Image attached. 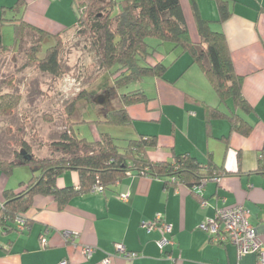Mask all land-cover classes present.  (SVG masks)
<instances>
[{"label":"crops","instance_id":"crops-1","mask_svg":"<svg viewBox=\"0 0 264 264\" xmlns=\"http://www.w3.org/2000/svg\"><path fill=\"white\" fill-rule=\"evenodd\" d=\"M181 3L188 27L189 21L192 32L197 33L189 1L181 0ZM17 4L21 8L16 14L18 17L22 16L25 22L50 33L65 36L76 27L77 16L71 0H0V16L4 9ZM187 10H190V17ZM199 11L203 18L212 21L213 30L225 33L235 69L243 78V94L255 107L253 113L243 116L256 125L248 136L233 133L226 143L221 138L230 133L229 122L214 120L210 137L221 146L201 145L194 138L191 142L184 139L181 142L177 137L181 128L185 127L188 136L193 127L199 133L203 131V113L199 109V112L188 110L186 95L168 91L169 81L165 76L150 77L151 86L155 85L166 99L182 106L177 107L181 124L176 131L151 133L159 140V147L151 153L154 159H165L170 158L171 152H188L203 163L210 154L215 164L223 166L228 173L195 187L196 195L184 184L168 188L162 178L147 175H129L104 192L90 191L74 197L63 209L58 208L51 196L37 195L24 212L25 218L31 221L29 230L18 233L0 229V264H60L64 259L70 264H103L107 255L116 253L117 243L139 255L133 259L116 256L111 264L257 263V253L239 255L231 243L210 242L201 224L214 218L218 206L243 204L249 210V221L257 228L264 245V175L254 172L264 142V0H237L233 15L223 23L217 21L219 15L214 0H199ZM7 25L15 36V28L10 24L5 27ZM5 27L0 30V45H4V36L8 35L6 31L5 34L2 32ZM193 40L199 41V38ZM162 82L167 93L162 91ZM159 109L160 114L152 118L153 121L163 117V111ZM167 114L171 116L169 112ZM184 117L185 125L182 126ZM132 118L135 124V118ZM173 123L175 128L176 120ZM17 168L21 166L16 167L10 176L0 170V207L5 189L19 191L21 183L31 177V169H25L27 171H18L16 180L13 176ZM78 184L79 173L75 170H67L57 177L59 187ZM122 193L130 194L128 201L119 198ZM202 201L206 205L202 206ZM157 213L164 215L173 227L175 243L166 246L165 253L157 244L161 231L148 232L142 227L143 222L153 220ZM68 234L74 235L76 246L67 241ZM41 236L48 240L47 246H42ZM82 245L96 247L91 258L82 254Z\"/></svg>","mask_w":264,"mask_h":264},{"label":"trees","instance_id":"trees-1","mask_svg":"<svg viewBox=\"0 0 264 264\" xmlns=\"http://www.w3.org/2000/svg\"><path fill=\"white\" fill-rule=\"evenodd\" d=\"M188 1L195 18L199 41H194L190 36L181 0H124L117 12H114L116 0H88V3L71 0V4L78 14V36L86 37L96 50L103 74L108 76L107 80L113 78L112 83L107 85L110 95L112 89H120L143 80L144 77L164 78L168 65L161 59H152L159 53V46L169 42L174 48L190 54L192 62L200 66L220 102L228 109L226 112L220 106H212L186 95V101L203 108L206 135L211 136L214 120L226 119L230 125V133L221 138L223 141L228 143L233 133L248 136L256 122H250L243 114L253 113L255 107L243 94V78L235 69L226 35L222 31L213 30L212 21L201 16L199 0ZM214 1L219 15L217 21L223 23L233 15V6L237 0ZM18 4L21 5V2ZM18 4L2 11L0 30L5 24L12 25L15 28V42L26 33L37 38V44L32 46L30 61L36 60V68L41 72L55 78L62 77L65 72L63 63L66 51L63 45L64 34L50 33L25 22L22 16L16 15L21 9ZM149 37L157 39V45H151L147 40ZM47 38H53L56 43L49 45L45 55L38 58L36 55L43 52ZM15 45L16 43L11 47L14 48ZM7 48L9 49L0 45V51L8 50ZM26 67L27 64H24L23 69ZM2 85L11 91L0 92V116L12 117L19 111L21 88L15 84L13 75L3 81ZM98 95L100 94L86 89L80 91L69 103L68 111L74 112L80 101L93 109L101 106L95 101ZM119 99L121 103L118 107L98 113L100 117L96 121L117 126H134L127 107L137 103L148 104L151 100L142 87L121 92ZM82 116V121H86V117ZM9 132L11 130H8V135ZM14 135L13 142H6L8 152L0 151V170L10 176L16 167L25 165L31 169L32 176L21 183L19 191L5 189L3 192L0 229L6 232L25 231L18 228L15 218L31 207L37 195L51 196L58 208L63 209L74 197L92 191L95 184L107 189L129 175L162 178L168 188L184 184L196 195L195 187L228 173L223 166L215 164L210 154L207 155L206 163L188 152H171L170 158L154 159L151 152L159 147V140L157 135L152 134L139 133L137 138H126L122 145L117 141L119 138L109 133H101L99 139L88 140L80 136L73 125L71 131H63L52 141L34 139V134L32 137L31 134L26 136L19 128ZM36 147H46L48 154L39 156ZM23 152L30 155V158L24 157ZM58 152L60 156L57 155ZM258 157L254 172L264 175V142ZM67 170L79 173L77 186L57 185V177ZM25 225L27 230L31 228V221L27 218Z\"/></svg>","mask_w":264,"mask_h":264},{"label":"rangeland","instance_id":"rangeland-1","mask_svg":"<svg viewBox=\"0 0 264 264\" xmlns=\"http://www.w3.org/2000/svg\"><path fill=\"white\" fill-rule=\"evenodd\" d=\"M81 1L88 3V0ZM116 1L117 5L115 6L114 12H117L124 3V0ZM73 12L75 16L78 15L74 9ZM186 13L190 17V10H187ZM188 23L193 39L198 40V33L192 32L191 23L189 21ZM5 31L8 35L4 36L3 44L9 47V49L0 51V92L11 91V89L6 88L2 83L13 75L15 84L21 88L22 99L19 111L14 116H0L1 152H8L6 142L9 140L14 141V133L18 128L26 136L31 134L32 137L34 134V139L40 138L43 141H52L58 138L63 131H71V126L73 125L74 127L76 126L78 134L86 137L88 140L99 139L101 133H109L119 138L117 141L121 145L125 143L126 138H137L141 132L147 134H159V132L172 133L179 128L178 124H181V116L177 114V107L182 106L166 99L160 94L159 89L155 85L151 86L152 81L150 77H144L143 80L132 82L120 89H112L109 101L95 109L80 101L77 104V108L74 109V112L68 111L69 103H71L72 99L80 91L86 89L91 93L105 94L108 91L107 85L113 81V78L107 80L108 76L103 74L104 72L100 67L96 50L92 44L86 37L82 38L78 36L76 32L77 26L71 33L63 37V45L66 50L63 63L65 72L60 78H55L41 72L36 68L37 61H30V54L33 52L32 46L37 44V38L26 33L15 42L13 29L7 25L2 32L5 34ZM147 40L154 46L159 42L153 37H149ZM15 43V47L12 48L11 45ZM54 43L56 41L53 38H47V41L44 42L43 52L38 53L36 56L38 58L43 57L46 48ZM158 50L159 53L157 52L154 55L152 61L161 59L168 65V70L165 74V80L169 81L168 91H178L183 96L191 95L212 106H220V109L228 112L227 107L220 102L200 66L192 62L189 53L183 52L180 48H174L169 42L159 46ZM24 64H27V67L23 69ZM165 80L163 82H166ZM163 82L162 91L167 93L168 91L164 90ZM138 87L144 88L151 100L148 105L137 103L128 107L129 113L135 118L134 126H117L96 121L100 117L98 113L102 114L105 110L120 105L119 94L121 92ZM185 104L188 110L195 111L199 109L203 113L201 106L189 101H185ZM89 107L92 108L90 111L88 109ZM159 108L163 111V117L159 121H153L152 118H157L160 114ZM167 112L171 116H168ZM82 115L86 117V121H82ZM89 120L93 122H89ZM173 120L177 122L175 128L172 127L174 124ZM223 121L227 120L223 119ZM184 125L185 117L182 121V126ZM203 126L205 125L203 124ZM202 129L203 131L200 130L199 133L198 129L193 127L190 131V136H188L184 127L180 129V134L177 137L181 142L182 139L191 142V139L194 138L196 143L201 145L209 143L211 146H221L212 137L208 138L206 136L205 127ZM8 130H11L9 135L7 134ZM35 150L39 156L48 154L46 147H36ZM57 155L60 156L61 154L58 152ZM25 169L30 170L25 165L17 168L13 177H18V173L27 171ZM15 179L17 180L18 178Z\"/></svg>","mask_w":264,"mask_h":264},{"label":"built area","instance_id":"built-area-1","mask_svg":"<svg viewBox=\"0 0 264 264\" xmlns=\"http://www.w3.org/2000/svg\"><path fill=\"white\" fill-rule=\"evenodd\" d=\"M92 191L104 192L105 188L102 185L95 184ZM129 197V193L119 195V198L123 201H128ZM201 205H206V202L202 201ZM15 222L20 230H27L24 214H18ZM142 227L148 232L157 229L161 231L162 236L157 240V244L162 253L166 252V246L174 245L173 227L165 219L164 215L157 213L153 220L143 222ZM201 227L208 233L210 242L219 245L231 243L237 248L239 255L257 253L258 260L256 264H264V245L262 239L259 236L257 228L249 221V210L243 204L216 207L214 218L202 223ZM167 234H169V237H166ZM67 241L76 246L74 235L68 234ZM41 244L42 246L48 245L46 237L41 236ZM115 249L116 253L107 255L102 261L103 264H111L116 256L133 259L139 255L137 252L127 250L121 243L115 244ZM95 251L96 247L93 245H82L81 247V252L86 258H91ZM60 264L70 263L64 259Z\"/></svg>","mask_w":264,"mask_h":264},{"label":"water","instance_id":"water-1","mask_svg":"<svg viewBox=\"0 0 264 264\" xmlns=\"http://www.w3.org/2000/svg\"><path fill=\"white\" fill-rule=\"evenodd\" d=\"M111 95L107 92L105 94H100L98 96L95 97V101L99 104H103L107 101H109ZM23 156L26 158H30V155H28L27 153L23 152Z\"/></svg>","mask_w":264,"mask_h":264}]
</instances>
